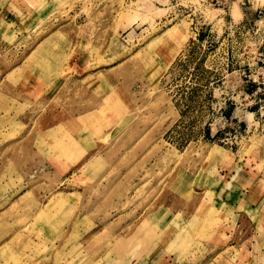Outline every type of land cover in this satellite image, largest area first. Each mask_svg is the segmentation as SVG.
Wrapping results in <instances>:
<instances>
[{"label":"rangeland","instance_id":"1","mask_svg":"<svg viewBox=\"0 0 264 264\" xmlns=\"http://www.w3.org/2000/svg\"><path fill=\"white\" fill-rule=\"evenodd\" d=\"M263 9L0 0V264H264V208L225 252L220 178L264 173V126L229 111Z\"/></svg>","mask_w":264,"mask_h":264},{"label":"crops","instance_id":"2","mask_svg":"<svg viewBox=\"0 0 264 264\" xmlns=\"http://www.w3.org/2000/svg\"><path fill=\"white\" fill-rule=\"evenodd\" d=\"M215 1H218L223 7L227 9L230 8L234 3L238 2V1H233V0H215ZM256 11H251V10L249 12L242 11L244 21H248V22L253 21V24H254L255 20H253V18H254V14L257 13ZM255 17H257V15ZM210 32L211 31H209L208 33ZM211 37H212L211 35L206 36L205 40L201 41L200 43L201 44L211 43V41H209ZM261 51L262 52L264 51V47H262ZM236 72L237 71L230 72L228 74L229 75L228 77H234L231 74L233 73L236 74ZM245 95H247V92H245L244 88H242L241 90H238L237 92H233L231 97H229L236 101L233 103L234 108H231V110H229L231 112L230 119L233 120L237 116V118L241 122L245 123L249 119L248 115H254L253 113L254 108L248 110V106H251L253 104V101H249L248 104L246 102L242 104V102L245 101V99L248 96V95L247 96ZM229 98L226 95V99H229ZM238 98L240 99L239 103L236 100ZM231 104L232 103H230V105ZM240 107H243V109ZM220 178L221 179L224 178L225 183L227 185V187L222 188V191H225V190L228 191L227 196L222 198L221 203H223L225 206L228 205V207L226 206V209H229V207L234 208V213L236 216V222L234 224L233 233L227 232L229 236H234V239H233L234 246L226 247L225 252H228L229 249H233V248L241 250L243 249V242H244L243 225L248 224L251 227L252 225H256V222H254L253 220L250 219V222L248 221L247 219L248 211H250L252 215L259 216L260 212L264 208V189H262V192H261L262 194L260 193V190H259L261 183L264 186V173L262 172L261 174H257V175L255 174V176L252 178V177H249L248 175L241 174V173L237 174L236 172H234L233 174H225L224 176H220ZM260 178H263V179L260 180ZM247 188H250V190H246ZM258 193H260V197L258 196ZM229 236L226 235V237L228 238ZM250 242H252V245H251L252 248L251 247L249 248L254 249L253 237H251ZM252 251L251 253H253Z\"/></svg>","mask_w":264,"mask_h":264},{"label":"built area","instance_id":"3","mask_svg":"<svg viewBox=\"0 0 264 264\" xmlns=\"http://www.w3.org/2000/svg\"><path fill=\"white\" fill-rule=\"evenodd\" d=\"M233 1H242V0H233ZM257 20L253 24L255 27V32L261 33L262 42L264 46V9L258 10ZM263 15V16H261ZM259 23L260 26H257ZM252 77L247 82L248 87L251 88L250 94L247 96L253 104L249 109L254 108V115L260 121L261 126H264V52L258 55L256 65L253 70Z\"/></svg>","mask_w":264,"mask_h":264},{"label":"trees","instance_id":"4","mask_svg":"<svg viewBox=\"0 0 264 264\" xmlns=\"http://www.w3.org/2000/svg\"><path fill=\"white\" fill-rule=\"evenodd\" d=\"M200 39L202 38L201 36H198Z\"/></svg>","mask_w":264,"mask_h":264}]
</instances>
